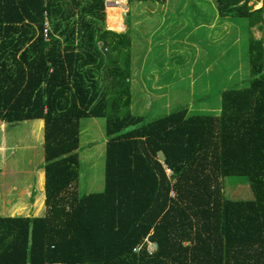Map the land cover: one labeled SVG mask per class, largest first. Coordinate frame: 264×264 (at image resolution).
<instances>
[{"label":"trees","instance_id":"obj_1","mask_svg":"<svg viewBox=\"0 0 264 264\" xmlns=\"http://www.w3.org/2000/svg\"><path fill=\"white\" fill-rule=\"evenodd\" d=\"M143 1L166 0H129ZM253 1L217 0L218 14L252 27L264 12ZM105 8L0 0V121L45 123L34 217L0 218V264H264V39H251L253 79L222 94L221 115L148 121L131 113L129 34L106 29ZM84 118L107 120L105 187L80 196ZM229 176L247 177L254 199H226ZM29 210L21 198L7 213Z\"/></svg>","mask_w":264,"mask_h":264},{"label":"rangeland","instance_id":"obj_2","mask_svg":"<svg viewBox=\"0 0 264 264\" xmlns=\"http://www.w3.org/2000/svg\"><path fill=\"white\" fill-rule=\"evenodd\" d=\"M115 1L117 7H111L108 15L107 7L114 3L106 4L105 26L106 29L117 28L122 30V33L129 34L131 46L125 53H129L131 59L130 101L131 113L134 116L152 121L167 112L186 107L191 109V106H195L193 109L201 107L205 99L214 101L219 88L229 84L228 74L231 75L230 82H234L233 87L250 86L253 79L249 62L250 42L251 39H264V12L258 23L252 26L253 28L256 26L253 31L250 30L251 26L245 18H221L217 34H221V38L227 37L223 44L229 41L232 45V40L236 36L232 34L238 31L242 33V38L236 41L234 45L237 48L226 58L230 67L226 66L212 76L213 70L207 71L206 68L217 55V51L221 53L225 49L224 46L212 49L211 45L213 41L210 34L211 24L216 22L217 0H198V3L201 2L200 7L194 3L196 6L180 9L156 4L139 6L129 0ZM250 5L253 10H258L264 7V0H254ZM234 21H238V24ZM115 57L118 67L124 69L125 56ZM197 67L204 69L199 71ZM234 68L232 72L231 69ZM111 78L109 77L108 81H111ZM221 91L222 89L220 93ZM37 123L40 121L7 124V144L12 146L3 153L5 164H12L18 169L17 179L22 181L20 187L31 184L36 192L40 173L45 170L43 152L45 130L42 129L39 133L30 132ZM106 126L107 120L104 118H84L80 122L81 141L77 151L80 163L78 181L80 196L104 190ZM11 179L10 176L4 177L5 189L9 188ZM222 180L226 199L233 201L254 199L247 177L229 176ZM45 213L46 208L44 215Z\"/></svg>","mask_w":264,"mask_h":264},{"label":"crops","instance_id":"obj_3","mask_svg":"<svg viewBox=\"0 0 264 264\" xmlns=\"http://www.w3.org/2000/svg\"><path fill=\"white\" fill-rule=\"evenodd\" d=\"M200 1H203V0H200ZM131 3L132 4L136 3L139 6L140 5H147V4H156V5L168 6V7L173 8V9H175V8L180 9L183 7L196 6V5H197V7H200V4H201V2L198 3V0H166L164 4H160V3L155 2V1L131 2ZM194 3H196V5H194ZM106 4H107V1H106ZM216 5H217V3H216ZM220 20H221V17L219 16L218 9H217L216 22H213L211 24L212 30H211L210 34H212V39H213V41L211 42V45H212V49H214V48L219 49L220 47H223V46L225 49L221 53L219 51H217V55H215V58L212 59L211 64H209V66L206 68L207 71L209 69L213 70L212 76L216 75L215 72H218V71H221L222 69H225L226 66L230 67L228 59L226 60V58H228L231 51H234L235 48H237L234 45L236 43V41H239L242 38L241 37L242 33L240 31H238V32H235L232 34V36L236 35L235 38L232 40L233 41L232 45H230L229 41L227 43L223 44V40L226 39L227 37L221 38V34H217L218 33V24L220 23ZM234 22L237 23L238 21H234ZM197 23H199V21ZM178 24L181 25V23H178ZM255 27L254 28L250 27V30L251 31L255 30ZM181 28L182 27L180 26L179 29H181ZM214 32H216V34H214ZM197 69H198V67H197ZM203 69H204V67H201L198 70L202 71ZM234 70H235V68L231 69L232 72ZM209 72H211V71H209ZM229 73H230V70H229ZM230 77H231V75L228 74L229 84L225 85L224 87L221 86L219 88L218 95L214 101L205 99V103L201 107H198L196 109H193V107H195V106H191L192 107L191 109H189L187 107L183 108L184 110H187V117H191L194 115H196V116H198V115L199 116H205V115H213V114L216 116L221 115L222 108H223L222 94L225 91H228V90H231L234 88L233 87L234 82H230ZM203 79H204V77L200 80V82ZM235 88L236 89H242L241 87H235ZM220 89H222L221 93H220ZM170 113L171 112H167V113H165V115H168ZM165 115H163V116H165ZM160 117H162V116H160ZM37 120H39L41 122L40 126L44 130V127H45L44 121L40 120V119H37ZM37 120H27V121H22L21 123H23V122L28 123L30 121H33L35 123V121H37ZM14 123H16V122H14ZM18 123H20V122H18ZM7 124H12V123H5L3 121H0V125L7 126ZM38 125H39V123H37L35 126H33V125H31V126H33V128H35V127H38ZM32 131H34V129L31 130L30 132H32ZM10 146H12V145L8 146L7 140H5V141L2 140L0 142V151L1 150L7 151L10 148ZM43 152H44V139H43ZM160 157H161V155H160ZM44 162H45V156H44ZM5 163H6V160L4 161V168L0 167V194H2V196H3L2 202L0 203V218H30L34 215L33 206H34L35 201H36L37 192L35 191L34 187L31 184H29V185L27 184V186H25L23 188L20 187V183L22 181L17 179L19 176L18 169L15 168V166H13L12 164L6 165ZM40 174H43L44 180H45V170H43V172ZM8 176H10V178H12L11 179L12 182L10 183L9 188L6 187V189H5L3 179H4V177H8ZM222 185H223V180H222ZM44 190H45V185H44ZM223 191H224V189H223ZM21 198H23L25 204L30 207V210H29L30 214L28 216H24V217H18V216L13 217V216L9 215L7 213L8 212V206L16 203ZM45 198L46 197H45V191H44V199ZM33 201H34V203H33Z\"/></svg>","mask_w":264,"mask_h":264},{"label":"built area","instance_id":"obj_4","mask_svg":"<svg viewBox=\"0 0 264 264\" xmlns=\"http://www.w3.org/2000/svg\"><path fill=\"white\" fill-rule=\"evenodd\" d=\"M128 1V0H126ZM107 5H109V3L107 2ZM49 33H50V26H49V21L47 18V13H45V24H44V36H45V40L49 41ZM155 244H149V251L150 253H152L155 250Z\"/></svg>","mask_w":264,"mask_h":264},{"label":"bare ground","instance_id":"obj_5","mask_svg":"<svg viewBox=\"0 0 264 264\" xmlns=\"http://www.w3.org/2000/svg\"><path fill=\"white\" fill-rule=\"evenodd\" d=\"M108 3H114V5H112V6H108L107 8H109V7H112V8H114V7H117V2L116 1H111V2H109V1H107ZM125 2H126V0H125Z\"/></svg>","mask_w":264,"mask_h":264}]
</instances>
